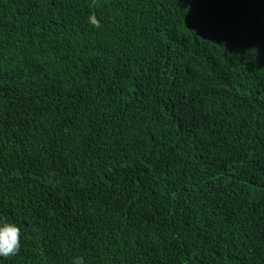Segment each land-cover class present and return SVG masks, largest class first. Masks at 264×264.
I'll return each mask as SVG.
<instances>
[{
	"label": "trees",
	"instance_id": "trees-1",
	"mask_svg": "<svg viewBox=\"0 0 264 264\" xmlns=\"http://www.w3.org/2000/svg\"><path fill=\"white\" fill-rule=\"evenodd\" d=\"M0 219V264H264V0H0Z\"/></svg>",
	"mask_w": 264,
	"mask_h": 264
},
{
	"label": "clouds",
	"instance_id": "clouds-1",
	"mask_svg": "<svg viewBox=\"0 0 264 264\" xmlns=\"http://www.w3.org/2000/svg\"><path fill=\"white\" fill-rule=\"evenodd\" d=\"M21 236V228L16 223L0 219V257L16 255L21 247ZM73 264H85L84 257H74Z\"/></svg>",
	"mask_w": 264,
	"mask_h": 264
},
{
	"label": "bare ground",
	"instance_id": "bare-ground-1",
	"mask_svg": "<svg viewBox=\"0 0 264 264\" xmlns=\"http://www.w3.org/2000/svg\"><path fill=\"white\" fill-rule=\"evenodd\" d=\"M210 79H211V78H210ZM177 105H178V104H177ZM179 108H180V107H179ZM106 196H107V195H106ZM116 201H117V200H116ZM116 201H115V202H116ZM99 214H100V213H99ZM125 214H126V213H125ZM125 214H124V215H125ZM95 215H96V214H95ZM149 216H150V215H149ZM139 227H140V226H139ZM155 229H156V228H155ZM164 231H165V230H164ZM169 233H170V232H169ZM169 236H170V235H169Z\"/></svg>",
	"mask_w": 264,
	"mask_h": 264
}]
</instances>
